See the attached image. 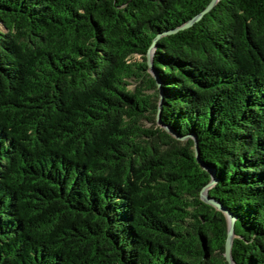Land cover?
<instances>
[{"label":"trees","instance_id":"16d2710c","mask_svg":"<svg viewBox=\"0 0 264 264\" xmlns=\"http://www.w3.org/2000/svg\"><path fill=\"white\" fill-rule=\"evenodd\" d=\"M208 1L0 0V264H228L212 178L264 264V0Z\"/></svg>","mask_w":264,"mask_h":264},{"label":"water","instance_id":"95a60500","mask_svg":"<svg viewBox=\"0 0 264 264\" xmlns=\"http://www.w3.org/2000/svg\"><path fill=\"white\" fill-rule=\"evenodd\" d=\"M218 0H209L207 2V4L196 14H194L192 17H190L189 19H187L186 21L182 22L181 24L177 25L176 27L169 29L168 31H175L179 28H183L186 27L190 24H192L195 20H197L199 17H201L205 12H207L208 10L211 9V7H213L215 5V3ZM158 36V35H157ZM157 36L154 38V41L152 42V44L150 45V47L148 48L147 52H146V62L148 65V70L150 72V74L154 77V79L156 80V84L157 86L160 88V81L158 79V76L156 74V71L153 67V63H152V50L153 47L155 46V40L157 38ZM160 108H161V93H160V99L158 101V105H157V111H156V115H155V119L156 122L162 126L165 127V129L170 132L171 134H174V132L168 127L162 124V122L160 121ZM195 154L196 157L199 160L198 157V153H197V147L195 144ZM214 178H212L208 183H206L200 190V197L203 201L210 203L212 205H214L216 208L222 210L225 212L226 216H227V232H226V237H225V242H224V251H223V255L225 257V259L227 260L228 264H236L232 258V254H231V247H232V243H233V238H234V221H235V217L231 214V212L229 210H227L222 203H220L218 200L214 199L213 197H211L208 194V187H210L213 183H214Z\"/></svg>","mask_w":264,"mask_h":264},{"label":"rangeland","instance_id":"374dc122","mask_svg":"<svg viewBox=\"0 0 264 264\" xmlns=\"http://www.w3.org/2000/svg\"><path fill=\"white\" fill-rule=\"evenodd\" d=\"M136 57H138V56H136ZM134 85H135V82L132 81L129 86L133 87ZM144 123H145V125L149 126V125H152L153 123H155V121L153 122V121H150L148 119H144Z\"/></svg>","mask_w":264,"mask_h":264}]
</instances>
